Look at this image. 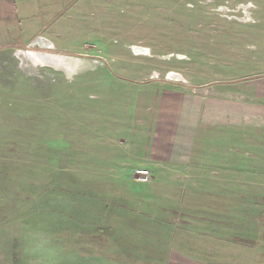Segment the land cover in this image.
<instances>
[{
    "label": "rangeland",
    "instance_id": "1",
    "mask_svg": "<svg viewBox=\"0 0 264 264\" xmlns=\"http://www.w3.org/2000/svg\"><path fill=\"white\" fill-rule=\"evenodd\" d=\"M27 11L0 35V264H264V124L188 131L173 80L264 105V0Z\"/></svg>",
    "mask_w": 264,
    "mask_h": 264
},
{
    "label": "crops",
    "instance_id": "2",
    "mask_svg": "<svg viewBox=\"0 0 264 264\" xmlns=\"http://www.w3.org/2000/svg\"><path fill=\"white\" fill-rule=\"evenodd\" d=\"M29 2L30 0H0L1 37L4 36L5 32H8L9 28L23 25L21 23L23 21H33L35 22L34 25H39L40 17L29 15L27 11ZM41 57L45 56L42 55ZM173 80L181 82L178 83L179 95L184 98L181 105L183 108V121L187 124L188 131L189 127H194L197 131L201 125L222 124L229 126L237 124L239 121L246 122L248 120L251 123L264 124V105H256L258 102L255 104L245 103L246 99L243 102L238 100L240 94L247 97L248 92L244 96L242 92L239 95L236 92L232 94L233 89L231 88L228 90L219 89L216 90L217 92L199 91L183 74L181 78H174ZM244 104L245 107L243 108ZM185 139L187 142L188 134H186ZM186 142H184L185 146ZM191 149L192 147H189V150L187 148L178 149L177 154L171 159V164L184 165L189 163L191 161ZM154 170L159 169L154 168Z\"/></svg>",
    "mask_w": 264,
    "mask_h": 264
},
{
    "label": "built area",
    "instance_id": "3",
    "mask_svg": "<svg viewBox=\"0 0 264 264\" xmlns=\"http://www.w3.org/2000/svg\"><path fill=\"white\" fill-rule=\"evenodd\" d=\"M139 177L138 179L141 181H148L151 178V172L148 169H141L139 170Z\"/></svg>",
    "mask_w": 264,
    "mask_h": 264
},
{
    "label": "water",
    "instance_id": "4",
    "mask_svg": "<svg viewBox=\"0 0 264 264\" xmlns=\"http://www.w3.org/2000/svg\"><path fill=\"white\" fill-rule=\"evenodd\" d=\"M35 42H36V41H35ZM138 48H139V47H138V46H136V49H138ZM136 49H135V50H136Z\"/></svg>",
    "mask_w": 264,
    "mask_h": 264
}]
</instances>
